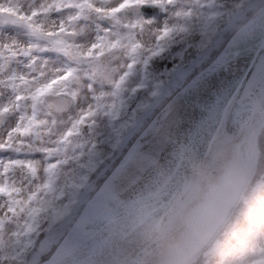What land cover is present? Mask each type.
<instances>
[{
	"label": "snow or ice",
	"instance_id": "obj_1",
	"mask_svg": "<svg viewBox=\"0 0 264 264\" xmlns=\"http://www.w3.org/2000/svg\"><path fill=\"white\" fill-rule=\"evenodd\" d=\"M178 18L175 0H0V223L64 154L134 124L161 90L190 103L244 75L224 54L185 50ZM246 71L264 78V65Z\"/></svg>",
	"mask_w": 264,
	"mask_h": 264
},
{
	"label": "water",
	"instance_id": "obj_2",
	"mask_svg": "<svg viewBox=\"0 0 264 264\" xmlns=\"http://www.w3.org/2000/svg\"><path fill=\"white\" fill-rule=\"evenodd\" d=\"M250 51L253 56L247 69L264 65V36L257 44L254 42L232 50L227 48L221 54L232 59ZM244 74L211 116L204 134L198 137L195 154L184 158L178 178L154 195L155 199L180 179V187L163 211L158 225L120 264H185L212 237L227 216L246 175L241 145L253 127L255 116L264 110V78L258 76L253 79L246 69ZM213 148L216 150L212 153ZM133 152L131 149L118 166L125 164ZM102 194L106 200L102 199L103 195L98 198L105 204L108 198ZM140 206L136 202L119 207L113 215L105 213L76 241L75 248L87 244L105 225ZM97 210L93 205L82 213L81 219L93 217ZM67 250L41 264L55 263L67 255Z\"/></svg>",
	"mask_w": 264,
	"mask_h": 264
},
{
	"label": "bare ground",
	"instance_id": "obj_3",
	"mask_svg": "<svg viewBox=\"0 0 264 264\" xmlns=\"http://www.w3.org/2000/svg\"><path fill=\"white\" fill-rule=\"evenodd\" d=\"M263 34L264 8L254 22L237 33L232 45L254 43ZM252 54V51L244 52L232 59L233 73H243ZM240 76L237 75L227 86L213 90L210 98L197 95L190 103L179 100L171 103L165 116L147 131L135 156L109 178L106 187L108 202L104 201L100 208L102 200L95 198L94 207L101 211L84 219L66 234L56 255L68 249L67 256L54 264H119L147 239L177 193L181 181L179 179L154 199L156 191L178 178L184 158L195 154L206 124H210L211 116L221 107ZM215 150L213 148L212 153ZM242 150L243 157L248 158L250 150L247 144ZM138 201L141 204L138 209L108 223L95 238L75 248L76 241L103 213L113 215L119 207Z\"/></svg>",
	"mask_w": 264,
	"mask_h": 264
},
{
	"label": "rangeland",
	"instance_id": "obj_4",
	"mask_svg": "<svg viewBox=\"0 0 264 264\" xmlns=\"http://www.w3.org/2000/svg\"><path fill=\"white\" fill-rule=\"evenodd\" d=\"M204 1L205 3H207V0ZM236 2L237 0L235 2H232L233 8H236V6L238 5ZM175 8H176V13L179 17L175 21V26L177 29L176 35L178 37V41L184 42L187 45V47H189L191 43H194L197 46V48L199 47L197 50H195L196 51L195 56H202V55H207L208 53L215 54V52L218 51L219 46L223 42L221 41L218 44H216L215 41L221 38L222 37L221 35L225 31L227 30L230 31L231 29L237 30L239 26L242 23H244L248 18H250L252 15L254 16L255 14H258L264 8V0H250L245 5L239 6L238 10L233 11V16L231 18L229 17V19L227 18L225 19L227 20L224 21V23H226V28L219 36L218 34L220 33V31L215 29L214 26L215 24L212 25L206 21V18L208 17L207 6L200 7L199 5H197V1L195 0H175ZM211 12L212 11H210V13ZM193 32H197V34H192ZM213 34H217L219 38L212 37ZM232 34L228 35V37L225 39L226 43L228 42L229 37ZM193 35H197L196 38ZM162 98L163 97L160 96L156 99V101L160 103L163 101ZM148 103L146 102V105H148ZM167 108L168 106L164 107L162 111L158 113L153 118V120H151V123L148 125V127L136 139L135 143L133 144L134 146H137L138 144L142 143V140L145 134L147 133V131L159 119H162L164 117L162 116V114ZM146 110H147V106L144 108V112ZM144 112L142 113L141 116L145 115ZM113 129H115V127L104 126L101 127L99 130L95 131L93 135L97 134L100 142L113 144L116 139L115 135L113 134ZM259 135L262 136L261 138L264 140V136L261 134ZM118 139L123 141L120 143H124V141L127 140V137L118 138ZM116 142H118L117 139ZM252 144H253L252 148L254 149L253 151L254 152L256 151L255 152L256 155H254V161L257 162V165H255L254 168L253 175L258 176V181L257 178L254 179L253 182L255 184L254 191H252L251 195L253 196V202H254V206H256V210L253 211V208L251 207L252 212L249 217L250 221L246 226V228L239 227L235 231H233L232 236L230 237V240H232L233 243L231 244V247L229 248L228 251L221 250V248L219 247V243L215 242L212 250L218 252V254L221 255L222 257V261H219L218 264H264V144H262L263 146H260L257 140H255V142H253ZM251 158H253L252 152L248 157V161L251 160ZM84 163L87 166H91L88 157H84ZM117 170L118 169L113 168L106 175L105 179L101 184V185L104 184L105 186V190L102 191L105 195L107 193L106 187L108 180ZM81 176L82 175L80 171L77 170L72 165H68V166L63 165V166H59L58 172L56 174L55 182L53 180L54 176H52L51 174L48 176H42L38 184L26 188V191L24 193V198L27 199L29 194H33L35 196V199L31 202V204L25 205L24 212L20 213L19 216L14 217L11 222L0 223V264H32L33 261L34 263L36 262L37 258H39L42 253L44 254V246L42 244V241L45 240V245H49L48 243L52 242L51 244H53V242L57 239L56 237L58 232L57 229H59L60 227H58L57 229L55 227L60 217L57 216L56 218L55 215L61 213L60 211L65 206L66 200L69 197L68 194H65V197H62L59 199V201L54 202V197H55L54 192L52 193L50 190H48L47 187L50 185V183L53 182L57 183V185H62V186H68L71 184L73 185L78 184L79 186H82ZM102 192L100 193V190L96 189L95 192L91 194V197L88 199L82 211L84 212L88 208L89 203L93 202L95 198L98 197V195H103ZM52 196H53V201H52ZM81 197L82 198L85 197V192H82ZM102 197L103 200H106L104 195ZM35 204L37 205L36 208L34 207ZM39 205H41L40 208ZM39 209L42 210V212L44 213L43 216H45V221H46L45 229L49 227L50 229L43 232L42 235L43 237L41 236L42 241H40L39 247L34 251V252L38 251V253L33 252L31 254L32 255L31 260L29 256L28 259L23 260L25 262L21 261V263H19L18 255L17 257H13L16 254H18V252L16 253L14 252L12 254L10 249H13L15 245L20 244L23 246L21 248H18L19 252L25 251V245L28 243L27 230H26L28 226L26 224L28 221H32L31 220L32 217L29 214L31 213V211H36V210L39 211ZM236 213H237V209L234 208L230 214L236 219L237 217ZM81 215L82 214H80L79 216L76 217L75 220L70 222L67 228L68 232L72 227L81 223L84 219L92 218L87 216L84 219H81ZM230 222L232 226H235V223L233 221ZM54 223H56V225L54 227H51V224ZM61 223H63V221H61ZM67 231L64 234V236L68 233ZM209 255L210 254L208 252V256ZM207 259L206 258L204 259L205 264H213L211 261L210 262L207 261ZM194 261L191 260V263ZM195 264H200V262H198L197 260Z\"/></svg>",
	"mask_w": 264,
	"mask_h": 264
},
{
	"label": "trees",
	"instance_id": "obj_5",
	"mask_svg": "<svg viewBox=\"0 0 264 264\" xmlns=\"http://www.w3.org/2000/svg\"><path fill=\"white\" fill-rule=\"evenodd\" d=\"M227 1L234 2V0H227ZM249 1L250 0H242V5H245ZM223 26H224L223 24H220L218 28H221ZM222 32H223V29H221L218 36ZM193 36L196 38L197 35H193ZM218 36L217 34H213L212 37L217 38ZM219 41H220V38L216 42H219ZM179 43L183 46L185 50L190 51L192 55H195L196 53L195 50L199 48V47L197 48V46L194 43H191L189 47H187V45L184 42L179 41ZM150 99H153V97H151ZM164 102H165V99L163 102L157 104L155 112L162 107ZM152 116L151 115L144 116L143 117L144 122L139 126V128L142 129V126L143 125L145 126L146 123L152 119ZM122 122L124 126L130 123L129 121H127L126 123L124 121ZM127 132H128L127 127H121L119 131V134H120L119 138L125 137ZM259 134L264 136V118L254 133L255 140L258 141L260 146H263L262 144H264V140L261 138L262 136H260ZM116 139L118 142H116ZM116 139L113 144L100 143L98 135L92 134V136L87 137L85 139L82 145L76 146V148H74L72 151H69L67 154H64L61 157L60 160L63 163V165L67 163V165H73V166H76V168L79 167L81 169V172L83 173L82 175L84 178V182L82 186H79L80 188H75V189H72V188L60 189L58 187H55L57 193H60V192L69 193L70 199L66 201L65 207H63V209L61 210V213L55 215L56 218L57 216L60 217L57 225L56 223L51 224V227H54L56 225L55 227L56 229L60 227L59 229H57L58 230L57 235H56L57 239L53 243H55L58 240L59 236H61L65 232L70 222H72L77 217V215L80 213L81 209L83 208L89 196L95 192V190L99 187V185H101L102 180L111 171V169L114 166V163L123 155L128 144L131 142V139H130L128 142L124 141V143H120L123 141L119 140L118 138ZM86 153L89 154V159L92 163L91 168H87L83 166L78 160V157L80 158L82 155H85ZM255 165H257V162L253 163V168H252L253 171H254ZM255 178H257V181H258V176L252 175V177H249L247 184L240 195L239 201L237 205L235 206V208L237 209L236 219L232 215H230L225 221V223L221 226L217 234L215 235V238L213 239L214 241L213 244H215V242L219 243V247L223 251H226V250L228 251L229 248L231 247V244L233 243V241L230 240V237L232 236L233 231H235L239 227L246 228V226L248 225L250 221L249 217L251 215L252 208H253V211L256 210V206H254V202H253V196L251 195L252 191H254L255 184L253 182ZM82 192H85L84 198L81 197ZM43 214L44 213L37 214L35 217V220L32 223L33 224L32 229L30 230L32 238L28 240V243L25 245V251L19 252L18 248H21L23 245L17 244L15 245L12 251L18 252V254H16L13 257H17L18 255L19 259H21L23 256H25V259H28V257L30 256V260L32 259L31 254L39 247L43 232L50 229V227L45 229L46 221H45V216H43ZM61 221H63V223H61ZM230 221H233L235 223V226H232ZM50 247L51 245H49V247H44V254L42 253L43 256L41 254L40 257L37 258L36 262L42 259H46L49 256ZM205 250L206 251L202 254V256L199 257L198 262H200V264H205V261H204L205 258L206 259L208 258L207 261L209 262L211 261L213 264H218L219 261H222L221 255H219L218 252L213 251L211 246L209 248L207 247ZM208 252L210 254L209 256H208ZM34 253H38V251ZM19 263H21L20 260H19Z\"/></svg>",
	"mask_w": 264,
	"mask_h": 264
}]
</instances>
